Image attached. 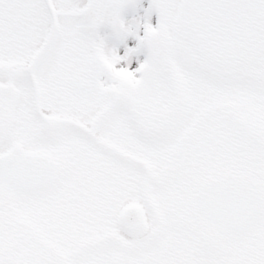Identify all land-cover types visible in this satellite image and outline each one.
Instances as JSON below:
<instances>
[{"label":"snow or ice","instance_id":"obj_1","mask_svg":"<svg viewBox=\"0 0 264 264\" xmlns=\"http://www.w3.org/2000/svg\"><path fill=\"white\" fill-rule=\"evenodd\" d=\"M0 264H264V0H0Z\"/></svg>","mask_w":264,"mask_h":264},{"label":"flooded vegetation","instance_id":"obj_2","mask_svg":"<svg viewBox=\"0 0 264 264\" xmlns=\"http://www.w3.org/2000/svg\"><path fill=\"white\" fill-rule=\"evenodd\" d=\"M145 6H147V0H144ZM153 24H155V17H153ZM135 41H129L130 46L134 45ZM122 48V47H121ZM120 48V50H121ZM120 54L122 55L123 52L120 51ZM146 59V51H143L139 54L138 57H134L132 59L133 65L130 67V69H134L138 67L139 62H143V60ZM120 66H126L123 62Z\"/></svg>","mask_w":264,"mask_h":264}]
</instances>
